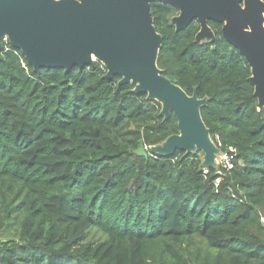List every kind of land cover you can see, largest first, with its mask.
<instances>
[{
    "label": "trees",
    "instance_id": "16d2710c",
    "mask_svg": "<svg viewBox=\"0 0 264 264\" xmlns=\"http://www.w3.org/2000/svg\"><path fill=\"white\" fill-rule=\"evenodd\" d=\"M151 13L158 67L208 98L202 118L218 148L236 149L233 168L219 176L201 152L135 154L178 134L176 117L121 76L107 80L100 62L38 74L3 41L0 234L16 239L0 237V264H264V114L251 68L219 23L201 42L198 22L175 31L170 5Z\"/></svg>",
    "mask_w": 264,
    "mask_h": 264
},
{
    "label": "water",
    "instance_id": "95a60500",
    "mask_svg": "<svg viewBox=\"0 0 264 264\" xmlns=\"http://www.w3.org/2000/svg\"><path fill=\"white\" fill-rule=\"evenodd\" d=\"M154 3L180 11L172 19L177 33L198 20L197 41L215 40L210 20L223 24V38L251 68L249 82L264 114L263 0H0V46L7 39L38 74L44 68L68 74L74 67L82 70L102 63L107 80L121 76L120 86L131 84L134 94L146 93L148 100L161 104L165 121L172 114L178 121V134L135 154L201 152L202 167L217 168L221 149L201 115L208 98H199L197 92L188 95L158 67L163 39L153 24Z\"/></svg>",
    "mask_w": 264,
    "mask_h": 264
},
{
    "label": "built area",
    "instance_id": "2783aa9c",
    "mask_svg": "<svg viewBox=\"0 0 264 264\" xmlns=\"http://www.w3.org/2000/svg\"><path fill=\"white\" fill-rule=\"evenodd\" d=\"M5 41H8L7 39H5ZM236 156V149L234 147H228L226 150L222 151L217 159V165L219 169L218 171V175L222 176L223 175V171L225 172H229L231 171V169L234 166L233 163V158ZM220 173V174H219ZM221 177H218L215 179L214 184L218 187L219 184L221 183Z\"/></svg>",
    "mask_w": 264,
    "mask_h": 264
},
{
    "label": "rangeland",
    "instance_id": "374dc122",
    "mask_svg": "<svg viewBox=\"0 0 264 264\" xmlns=\"http://www.w3.org/2000/svg\"><path fill=\"white\" fill-rule=\"evenodd\" d=\"M199 155V158L203 160V153H198ZM0 237L3 239V241H7V240H10V239H16V236L14 234L13 231L11 232H8V231H3L1 234H0Z\"/></svg>",
    "mask_w": 264,
    "mask_h": 264
},
{
    "label": "flooded vegetation",
    "instance_id": "af4514ba",
    "mask_svg": "<svg viewBox=\"0 0 264 264\" xmlns=\"http://www.w3.org/2000/svg\"><path fill=\"white\" fill-rule=\"evenodd\" d=\"M167 5H168V4H167ZM171 7H172V6H171ZM173 8H174V7H173ZM174 9H175L176 13H175V15H174L173 17H176V16H178V15L180 14V11H179L178 9H176V8H174ZM173 17H172V19H173ZM172 19H171V21H172ZM193 22H198V20H194V21H192L191 24H192ZM210 22L217 23V22H215V21H213V20H210L209 23H208L209 26H210ZM172 23H173V22H172ZM198 23H199V22H198ZM191 24H190V25H191ZM219 24H220V23H219ZM173 25H174V24H173ZM190 25H189V26H190ZM199 25H200V24H199ZM220 25H221V32H222L223 24H220ZM189 26H188V27H189ZM174 27H175V25H174ZM188 27H187V28H188ZM187 28H186V29H187ZM200 28H201V27H200ZM210 28L212 29L211 26H210ZM186 29H185V30H186ZM175 31H176V27H175ZM199 31H200V30H199ZM212 31L214 32L213 29H212ZM214 34H215V32H214ZM222 36H223V35H222ZM215 37H216V35H215ZM204 42H206V41H204Z\"/></svg>",
    "mask_w": 264,
    "mask_h": 264
}]
</instances>
